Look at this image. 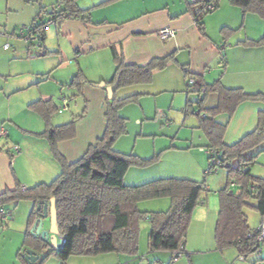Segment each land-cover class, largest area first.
<instances>
[{
	"label": "crops",
	"instance_id": "1",
	"mask_svg": "<svg viewBox=\"0 0 264 264\" xmlns=\"http://www.w3.org/2000/svg\"><path fill=\"white\" fill-rule=\"evenodd\" d=\"M57 1L0 0V128L4 126L8 130V137L0 139V145L7 146L0 152V195L8 190L14 191L18 184L28 189L40 183H51L61 171L48 140L42 136L47 122L38 106L49 104L60 108L65 99L69 110L59 113L64 115L75 103L76 113L63 118L55 114L51 117L49 124L59 127L80 115L84 102H87L85 116L76 121L75 137L58 143L59 153L69 163L82 158L90 145L104 135L109 98L105 89L96 85L111 86L110 81L116 72L114 52L122 56L128 66H145L154 59L172 57L165 68L153 71L151 82L116 88L114 92L118 100L134 97L122 107L120 114L128 120L134 118L140 126L152 121L153 110H156L157 121L158 114L164 109L188 108L189 102L198 106L203 97L204 110L216 108L218 93L205 96L200 91V94L197 91L201 86L219 84L228 90L264 94V46L242 44L263 36L264 20L252 14L243 16L241 9L228 1H221L215 11L204 17V33L193 15V10L199 6L189 0H78L79 8L90 12L91 21L84 23L66 18L50 25L42 51L37 50L35 44L32 46L17 37L8 38L15 29L30 26L39 18L48 16ZM48 5L51 8L47 9ZM166 27L174 31V38L165 40L160 37V31ZM223 28L238 31L226 37ZM6 44L11 48L4 49ZM43 52L46 56H38ZM79 72L87 80L82 90L83 98L75 97L76 91L70 87ZM189 78L194 79L196 86L187 87ZM263 111V101L248 100L241 102L231 116L227 113L217 115L215 120L227 125L223 143L234 145L256 130L259 114ZM198 128H201L200 121ZM142 133L136 134L134 141L137 156L149 159L163 153L150 166L130 168L124 179L126 185L136 186L161 178L206 182V149L209 144L198 148H140ZM203 136L206 138L204 132ZM130 143L131 139L124 136L116 141L114 148L120 153H129L127 146ZM14 145L20 148L17 155L12 149ZM262 154L264 152L259 155ZM17 207L6 206L13 210V217L5 223L0 221V227L11 226L0 233V264H10L11 261L13 264H29L18 254L25 248V234L31 226L34 203L25 201ZM169 207V199L139 205L147 212L165 211ZM218 212V194L207 196L193 213L185 241L187 254L174 263L170 253H149L148 243L146 254L152 258H143V261L137 260L138 256L115 253L73 258H77L76 262L80 264H264V243L257 255L247 259L238 257L233 247L222 251L216 249ZM146 223L149 224L147 220ZM262 223L264 216L252 229L257 230ZM4 236L7 237L5 241ZM15 238L22 243L20 250L12 247ZM60 239L61 242L57 239V249L62 246L63 238ZM45 254L51 257L47 252ZM42 256L40 254V258ZM71 258L67 264H71Z\"/></svg>",
	"mask_w": 264,
	"mask_h": 264
},
{
	"label": "trees",
	"instance_id": "2",
	"mask_svg": "<svg viewBox=\"0 0 264 264\" xmlns=\"http://www.w3.org/2000/svg\"><path fill=\"white\" fill-rule=\"evenodd\" d=\"M77 2L78 0H63L60 10L57 13L52 11L48 16L53 18L54 23H61L66 18L89 23L90 12L80 9ZM220 2L221 0H201L197 4V10H193L203 33V19L211 13L204 10L205 6L213 4L216 10ZM229 3L241 9L243 16L252 14L264 20V0H229ZM237 31L222 29L226 37ZM44 40L43 32L37 50L42 51ZM242 44L264 46V34L258 40L249 39ZM45 53L38 56H46ZM114 58L116 72L110 84L112 86L118 83L117 88H122L151 82L153 71L165 68L172 57L154 59L145 66H128L116 52ZM85 84L87 80L79 72L70 84L76 91L75 97L83 98L82 90ZM201 89L205 90V96L212 92L218 93L219 103L214 109L204 110L202 106L205 97L198 101V115L201 116V128L209 141L206 151L219 150L222 168L228 170L227 185L217 193L219 212L215 228L216 249L222 251L233 247L238 257L247 259L258 253L262 245L256 240L257 230H253L249 225L246 210L264 216V178L254 176L251 170L259 154L264 152V111L259 114L256 130L231 146L223 143L227 125L217 122L215 117L223 113L231 116L244 101L264 102V94L228 90L219 84L201 86L197 92L200 93ZM133 99L134 97H128L118 100L114 96V99L107 100L104 135L90 145L82 158L74 163H69L59 153L58 143L75 137L76 121L85 116L87 102H84L85 106L80 115L59 127L49 124L58 108L49 104L38 106L40 114L47 122L42 136L48 140L52 153L60 164L61 172L51 183H40L28 189H23L18 184L14 191L8 190L0 195V209L11 213L13 210L7 209L6 206L15 209L21 202L34 203L30 215L31 226L25 234L23 253L26 248H30L43 254L36 264H44L49 258L44 257L46 252L49 256L55 255L61 264H67L71 257H95L109 253L137 257L142 223L146 220L150 226L149 253L167 252L172 257L181 245L185 246L193 213L205 202L211 190L207 191L206 182L198 183L179 178H161L136 186L125 184L124 179L130 168L150 166L156 163L163 153L162 151L154 157L143 159L133 153L123 154L115 150L116 141L126 134V119L121 116L120 111ZM191 105L189 102L188 108ZM6 148V145H0V152ZM209 159L208 156V163ZM52 198L57 201L58 225L63 238L59 249H52L39 237L30 234L36 220L37 205L49 203ZM161 199L170 200V207L165 211L147 212L139 208L143 202ZM23 253L19 252L18 257H22Z\"/></svg>",
	"mask_w": 264,
	"mask_h": 264
},
{
	"label": "rangeland",
	"instance_id": "3",
	"mask_svg": "<svg viewBox=\"0 0 264 264\" xmlns=\"http://www.w3.org/2000/svg\"><path fill=\"white\" fill-rule=\"evenodd\" d=\"M221 1L225 3L228 1L229 3V0H221ZM49 8H51V5H48L47 9ZM254 17H258V16L254 15ZM257 19H261V18L258 17ZM74 107H75V103L73 104L71 111L65 113L64 115H60L58 113V109L54 114L56 115V117H59V118L68 117L70 116V114L76 113ZM163 111L164 112H160L158 114L159 117H158V120L156 121L155 118H156L157 113H156V110H153L151 112L152 121L143 124V126H140L137 123V120H135L132 117L129 118V120L126 119V134L124 136L129 137L131 139V143L129 144V146H127V150H129L128 151L129 153H125V154L133 153L137 155L136 150H135L134 141L136 139V134H139L140 132L141 133L143 132L142 133L143 137H139L140 148H142V146L143 148L149 147L153 149L157 147L159 150L163 148H169L171 146H175L179 148H182V147L186 148V147L193 146V147L198 148V146H207L209 144V141H206L208 138L206 137L207 138L206 139L203 136V132H204L203 129L201 131V128H198L199 121L201 124V116L198 115L200 113V109L198 108L196 104H192L190 108H187L184 106L183 108L175 107V109L173 110L166 108ZM145 134H146V137H145ZM263 155L264 154L259 155L256 159V163L251 167L252 174L259 178H262V177L264 178V156ZM208 167H209V163L207 164L206 171ZM204 176H205L206 185L211 187L210 189L211 192L207 194L209 198L213 195H216L217 192L222 190L227 185L228 170L226 168H221L217 172H214L211 174H205ZM246 214L249 217L250 227L255 228L259 220L261 219L260 214H258L257 212H253L251 210H246ZM44 226H45V229L47 230L50 228L49 218L44 220ZM8 227L10 228L11 226H8ZM8 227L6 226L0 227V233L2 231L8 230L9 229ZM141 232H142V235L139 241V252H140L139 254L140 255L138 256L137 260L142 259L141 261H143V258H147V259L152 258V257H149L148 254H146L147 253L146 245L148 243V234L150 232V226L148 223H146V221H144L142 224ZM6 239L7 237L4 236L3 240L5 241ZM58 240L61 242L60 237L58 238ZM16 241L17 239L15 238L11 242L12 247L18 248L17 250H20L22 243L19 244V242L17 241L16 243ZM9 242L10 241H8V244ZM253 255H257V254L254 253ZM7 258L9 259V257ZM76 259L77 258L72 257L70 260L71 264H80L79 262H76L77 261ZM122 259H126V258H122ZM18 261H19V258H18ZM10 264H13L12 261ZM44 264H61V263L55 255H51V257L45 260Z\"/></svg>",
	"mask_w": 264,
	"mask_h": 264
},
{
	"label": "built area",
	"instance_id": "4",
	"mask_svg": "<svg viewBox=\"0 0 264 264\" xmlns=\"http://www.w3.org/2000/svg\"><path fill=\"white\" fill-rule=\"evenodd\" d=\"M192 4H198L201 0H189ZM63 0H58L57 4L54 7L53 11H56V13L60 10V7L62 5ZM204 10L206 12H213L215 10V5L208 4L205 6ZM54 24L53 18L49 16H44L36 20L32 25L30 26H21L12 33L8 35V38L11 37H17L18 39H22L27 44H35L36 47L40 44V35L48 30L50 25ZM41 30V31H40ZM160 37H162L165 40H170L175 37V33L172 29L166 27L160 31ZM11 48L10 44L4 45V49ZM195 81L193 78H189L187 82V87H194ZM202 92H204V89H201ZM69 110V103L67 100L64 99L62 102L61 107L58 109V113H63L65 111ZM8 137V130L2 126L0 128V139H4ZM14 151V155H17L20 152V148L17 145H14L12 147ZM207 155L210 157L209 159V167L206 171V174H211L214 172H217L219 169L222 168V162H221V152L217 149H208L206 151ZM232 186H234V183H232ZM207 191H210L209 187H206ZM13 217V214L11 212L5 211L4 209H0V221L2 223L7 222L9 219ZM256 240L259 245L264 243V223H262L258 229H257V236ZM186 249L184 245H181L179 250L174 252L171 257V262L174 263L178 261L181 257L186 255Z\"/></svg>",
	"mask_w": 264,
	"mask_h": 264
},
{
	"label": "water",
	"instance_id": "5",
	"mask_svg": "<svg viewBox=\"0 0 264 264\" xmlns=\"http://www.w3.org/2000/svg\"><path fill=\"white\" fill-rule=\"evenodd\" d=\"M100 89H105L107 92L109 100L114 99V92L118 87V83L115 85L105 87V84L96 85ZM50 219V228L43 229L44 220ZM30 234L35 237H39L44 243H47L51 246L52 249H57V239L61 236L58 225V213H57V201L55 198H52L49 203H39L36 208V220L32 228L30 229ZM63 244V239H62ZM24 259L29 264H35L39 258L40 254L30 248H26L23 253ZM45 254L44 257H46Z\"/></svg>",
	"mask_w": 264,
	"mask_h": 264
}]
</instances>
